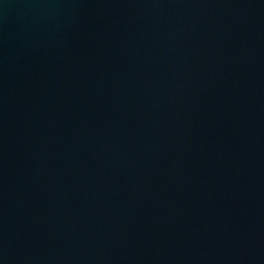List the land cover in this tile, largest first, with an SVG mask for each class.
<instances>
[{"label":"water","instance_id":"95a60500","mask_svg":"<svg viewBox=\"0 0 264 264\" xmlns=\"http://www.w3.org/2000/svg\"><path fill=\"white\" fill-rule=\"evenodd\" d=\"M0 264H264V0H0Z\"/></svg>","mask_w":264,"mask_h":264}]
</instances>
